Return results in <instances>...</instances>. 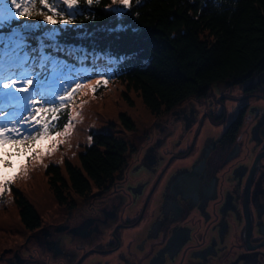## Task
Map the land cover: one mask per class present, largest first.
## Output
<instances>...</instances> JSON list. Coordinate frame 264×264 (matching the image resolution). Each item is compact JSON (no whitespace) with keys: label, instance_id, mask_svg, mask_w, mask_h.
<instances>
[{"label":"trees","instance_id":"obj_1","mask_svg":"<svg viewBox=\"0 0 264 264\" xmlns=\"http://www.w3.org/2000/svg\"><path fill=\"white\" fill-rule=\"evenodd\" d=\"M114 1L99 0L87 6V0H82L76 10L80 14L73 18L67 17L66 0H43L39 9L32 6L36 15L19 18L18 24L31 23L33 27L25 32L28 39L24 52L35 60L41 78L46 74L39 68L45 54L67 60L86 54V63L79 66L92 63L105 71L104 76H108V67L102 64L99 53L108 51L111 57H125L115 65L109 78L124 87L121 90L130 103L134 105L135 97L138 98L143 110L154 117L149 131L152 132L165 121L164 115L170 116L172 123L180 110L190 108L193 99L204 97L211 88H230L229 82L240 83L264 75V0H135L131 11L121 17L114 15ZM53 16L73 22L47 23L45 17ZM117 24H123L126 30H108ZM50 31L59 32L55 43L44 39V33ZM73 48L85 51L68 55ZM48 107L53 110L48 122L55 121L57 113L60 117L57 126L50 125L54 132L66 117L67 107L59 102ZM217 120L223 122V115ZM118 121V133H94L91 146L77 148L73 161L60 159L39 169L55 206L64 211L68 207L73 215L74 209L81 217L86 214L92 224L96 221L100 234L112 220H106V216L113 217L120 210V194L112 197L111 204H102L99 214L85 212L90 208L89 202L114 189L124 170L135 164L144 149V136H129L139 129L137 120L120 112ZM242 125L240 114L229 133L234 132L235 137ZM144 153L143 160L147 161L158 151L149 148ZM11 195L13 205L3 213L15 210L16 221L11 220L13 226L8 227L5 221L9 216L0 217V260L20 248L31 234L39 239L47 229L53 234L57 228L47 226L49 217L57 214L55 210L46 206L42 212L33 196L17 186H12ZM76 220L60 225H74Z\"/></svg>","mask_w":264,"mask_h":264},{"label":"flooded vegetation","instance_id":"obj_2","mask_svg":"<svg viewBox=\"0 0 264 264\" xmlns=\"http://www.w3.org/2000/svg\"><path fill=\"white\" fill-rule=\"evenodd\" d=\"M262 77L228 85L230 88H211L204 97L193 99L190 108L174 115L172 123L170 116L164 115L163 127L161 124L145 136L142 153L124 170L115 188L89 202L85 212L99 214L102 204H111L112 197L120 194L121 208L113 217L106 216L112 220L102 234L96 221L92 229L88 226L83 232L72 233L82 228L89 216L84 212L79 216L76 209L70 214L67 207L63 222L47 226L60 228V224L78 218L77 224H66L68 228L62 232H44L39 239L31 234L20 248L1 258L0 264H264V157L256 166L249 203H245L252 166L264 152V105L248 103L234 118L227 116L226 110L216 113L237 85L243 86L244 96L254 95L255 102H264ZM212 94L217 98L215 104L210 103ZM201 100L208 101L211 109L204 110ZM211 114L214 121L223 115V133L218 124L209 131L204 129L205 117L210 122ZM240 114L243 125L234 137L229 129ZM246 119L250 129L249 137L244 138ZM171 141L172 152L166 148ZM149 148L158 154L144 161ZM143 196L145 201L136 214L137 201ZM149 203H153L151 210ZM133 217L130 225L122 227L132 233L123 238L117 228L121 220ZM111 234L116 235L117 245L102 248ZM31 244L34 247L28 248Z\"/></svg>","mask_w":264,"mask_h":264},{"label":"rangeland","instance_id":"obj_3","mask_svg":"<svg viewBox=\"0 0 264 264\" xmlns=\"http://www.w3.org/2000/svg\"><path fill=\"white\" fill-rule=\"evenodd\" d=\"M35 1L36 2L34 5H37L39 9L40 4L37 2V0ZM119 6V0H115L112 7L116 9ZM42 9L44 10L45 8L42 7ZM99 55L100 57H111L108 51L101 52L99 53ZM102 60V64L105 67L113 68L115 66L109 65L107 63V59ZM93 65L94 64L92 63H87L85 65L84 68L90 69L91 74L90 76L80 80L78 83L74 84L72 81H63V84L67 86V89L56 96V100L58 102L63 101V98L65 96L71 95V93L74 92L71 88L72 86H74L76 90L79 89L80 91L69 103L62 104L64 106L67 105V115L61 121L59 128H57L49 137L40 136L41 138L37 139L36 143L28 148L26 154L23 157L19 159L13 157L12 162L16 165L15 168L11 166L0 168V196L2 195V192H6L5 196L3 197V201L0 203V210L2 209V215H0V217H3L5 219L9 216L8 220L6 219L5 221L3 219L5 222L9 223L8 227H10L11 225L13 226L14 222H11V220H15L14 215L16 213L15 210H9L10 212L3 213L7 209H10L13 205V201L9 194L12 192V186H17L24 191H28L30 195L33 196L36 204L40 206L42 212H45L44 209L46 208V206L49 207L48 209L52 208L56 211L55 213L57 214H52V216L48 219V223H61L66 219L65 211L59 209L58 206H55L57 204L53 202V197L50 196L51 194H49V191L46 189L44 179L42 181V175L44 173L43 171L39 170L40 167L43 165H48L49 162L52 161L59 162L60 159L61 161H65L67 158H69L73 161L75 159L74 156L77 148H85L86 145L91 144L93 132L110 133L112 131H115L118 133L121 128L118 121V115L120 112H126L130 114V116L134 117L138 122L139 129L137 130V132L129 134L130 137L144 136L145 138L147 133L150 131V128L155 123L154 117L143 110L138 98L135 97L134 105L130 103L129 100L124 97L121 90L124 87L118 82H113V80H111L109 76H104L103 73L96 74L95 71H92ZM262 78L264 84V77ZM242 88V85L235 86L232 95H229L226 103L221 105L216 110V113L220 114L221 112H225L226 110L227 116L233 117L235 113L237 114L239 112L241 107L247 105L248 103L259 105L262 108L264 102L260 99L255 102L254 95L244 96L245 91L243 92ZM93 89H95L94 92ZM258 89L260 90L261 86ZM262 89H264V87ZM216 102V95L212 94V101H210V103L215 104ZM202 103L204 110L211 109L208 101L201 100V105ZM207 115L208 114H206L205 116ZM249 117L250 116H247V119H249ZM214 118L215 116L212 115V118H210L209 122L207 117H205V123H203L204 129L209 131L210 129H213L214 126L216 127V124H218V131H220V133H223L222 130L225 127V121L218 123L219 121H214ZM247 119L246 127L243 132L244 138L249 137L250 126L247 124ZM161 124H159V126ZM161 127H163V124L161 125ZM166 148H168L170 152L175 151L172 141L167 145ZM153 186L154 184L151 185L149 190L152 191L151 188H153ZM10 188L11 190L10 192H8ZM150 192L147 195V199ZM144 201V196L137 201V203H139V206H137V209L135 208L136 214H138V212L140 211V208ZM152 207L153 203H149L148 210H151ZM49 211L50 210H48V213L50 214ZM134 220V217L131 218L130 221L125 219L121 220V224H119L117 228L118 234H121L123 238H128L130 233H132V230L122 227H127L128 225H130L129 223ZM62 227V229H60L57 226L56 232H62L65 231L66 228H68L67 225ZM46 232L49 233V229H47ZM115 237L112 234L109 235L105 244L102 245V248L108 249L115 247L117 245ZM28 243H32V241H29ZM31 247H34V244H31V246L28 248Z\"/></svg>","mask_w":264,"mask_h":264},{"label":"snow or ice","instance_id":"obj_4","mask_svg":"<svg viewBox=\"0 0 264 264\" xmlns=\"http://www.w3.org/2000/svg\"><path fill=\"white\" fill-rule=\"evenodd\" d=\"M82 0H66L69 8L67 17H76L80 14L76 10ZM120 6L114 9V15L124 16L131 11L135 0H119ZM34 0H0V168L13 167L16 165L12 158H21L28 150V137H32L34 132H38L44 125L52 120V108L45 107L58 103L56 94L62 91L61 81H71L77 76H90L88 68L80 67L87 61L86 54L75 56L72 60L43 55L39 68L45 70L44 78H41L39 70L36 69V62L30 59L24 52L27 46L25 41L28 37L25 32L32 28L31 25H19V18L30 19L37 13L32 5ZM99 3V0H87V6ZM139 6V5H137ZM55 8V4L52 5ZM83 10H81L82 12ZM63 21L57 20L55 16L51 19L45 17L49 24L64 23L73 21L68 18ZM109 31H125L123 24H117ZM59 32L50 31L44 33V39L55 43ZM84 49L73 48L71 53H82ZM107 59L109 65L122 63L125 57H99ZM95 63V59L93 60ZM79 89L63 98V103H69L78 93ZM95 89H93V92ZM36 100L29 104V101ZM48 97V99H45ZM30 113V115H29ZM54 123H59V114ZM31 121L36 128H31L27 121ZM47 131V130H45ZM18 132V135L16 134ZM36 137L35 139H40Z\"/></svg>","mask_w":264,"mask_h":264},{"label":"water","instance_id":"obj_5","mask_svg":"<svg viewBox=\"0 0 264 264\" xmlns=\"http://www.w3.org/2000/svg\"><path fill=\"white\" fill-rule=\"evenodd\" d=\"M228 84L231 86L233 84H236V81L229 82ZM262 157H264V152H262L256 156V159H255L254 164L252 166L251 173H250V176H249V179L247 182V186H246V190H245V193H246L245 194V203H249V186L251 184L253 174L255 173L256 166L259 164V161Z\"/></svg>","mask_w":264,"mask_h":264},{"label":"bare ground","instance_id":"obj_6","mask_svg":"<svg viewBox=\"0 0 264 264\" xmlns=\"http://www.w3.org/2000/svg\"><path fill=\"white\" fill-rule=\"evenodd\" d=\"M91 224H92V221H91V220L86 221V222L84 223V225H82V226H83L82 228H76L75 230H72L71 232L74 233V234H75V232H83V231L86 230V229L84 230V228L90 226ZM61 226H62V225H61ZM63 226H65V225H63ZM45 232H46V231H45Z\"/></svg>","mask_w":264,"mask_h":264}]
</instances>
